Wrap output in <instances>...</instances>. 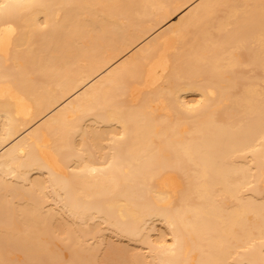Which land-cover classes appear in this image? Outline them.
<instances>
[{
  "label": "bare ground",
  "instance_id": "6f19581e",
  "mask_svg": "<svg viewBox=\"0 0 264 264\" xmlns=\"http://www.w3.org/2000/svg\"><path fill=\"white\" fill-rule=\"evenodd\" d=\"M0 264H264V0H0Z\"/></svg>",
  "mask_w": 264,
  "mask_h": 264
}]
</instances>
